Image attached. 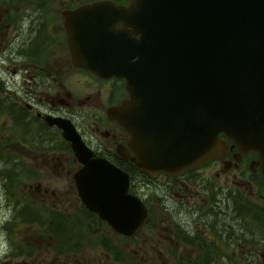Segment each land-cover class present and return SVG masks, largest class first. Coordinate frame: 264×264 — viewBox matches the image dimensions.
I'll use <instances>...</instances> for the list:
<instances>
[{"label": "water", "instance_id": "1", "mask_svg": "<svg viewBox=\"0 0 264 264\" xmlns=\"http://www.w3.org/2000/svg\"><path fill=\"white\" fill-rule=\"evenodd\" d=\"M66 27L78 66L127 82L129 98L109 115L130 135L136 167L175 176L236 147L258 155L264 177V0H97L73 9ZM48 121L80 163L86 208L137 234L149 208L129 174L94 156L71 121Z\"/></svg>", "mask_w": 264, "mask_h": 264}, {"label": "flooded vegetation", "instance_id": "2", "mask_svg": "<svg viewBox=\"0 0 264 264\" xmlns=\"http://www.w3.org/2000/svg\"><path fill=\"white\" fill-rule=\"evenodd\" d=\"M95 1L0 0V115L6 116L13 129L19 132L16 138L9 136L6 140L3 137L1 141L10 147L21 148L23 154L18 155L19 162L33 161L35 157L50 158L53 163L62 162L65 151H68L67 162L73 159L78 163L75 155H72L71 143L63 136V130L56 124H50L48 118L71 121L94 156L107 159L129 174L133 194L139 195L144 190L141 186L149 185L152 181L155 184L162 181V186L179 197H184L183 192H191L194 198L196 189L199 200L192 203L202 200L201 218L196 221L204 227L202 238L205 243L216 242L220 245L222 254L211 256L224 260L228 257V251L217 241L216 232L225 231L226 226L220 229L219 220L214 217L213 221L204 219L208 211L211 212L209 214L224 212L221 199L210 198L218 189L214 188L213 183V179L218 177L214 174L207 178L200 170L219 163L223 172L235 170L232 175L234 184L250 185L253 190L252 175L261 172L258 155L239 154L235 147L229 148L223 159L213 160L175 176L169 173L151 176L138 171L140 168L131 160L134 153L128 144L130 135L109 115L111 108L129 98L126 80L115 76L103 78L78 66L69 43L66 24L71 11ZM112 1L123 5L129 3V0ZM232 144L230 141L229 147ZM32 154L36 155L32 157ZM241 165L247 166V170ZM76 166L80 167L79 164ZM60 168L66 172V166ZM76 170L73 168V171ZM68 171L71 174V170ZM142 199L151 200V197ZM161 206L167 213L170 208L167 198L161 200ZM184 232L192 238L200 235L199 232ZM207 232L212 236L205 235ZM189 243L193 244V241ZM241 246L246 244L241 243ZM261 250L260 255L264 260V249ZM253 251L258 253L257 250ZM221 263L226 264L225 261Z\"/></svg>", "mask_w": 264, "mask_h": 264}, {"label": "rangeland", "instance_id": "3", "mask_svg": "<svg viewBox=\"0 0 264 264\" xmlns=\"http://www.w3.org/2000/svg\"><path fill=\"white\" fill-rule=\"evenodd\" d=\"M0 103L2 104V101ZM0 124L2 125L1 139L4 137L7 140L9 136L16 138V135L10 132L13 130V126L10 125L11 121L6 116L0 115ZM0 146L11 154L9 159L13 161H17L18 155L23 154L21 148L10 147L2 142ZM67 154L70 152L65 151V158L62 162L53 163L50 158L45 160L43 157H35L33 161L21 157L28 161L14 162L16 175H18V183L14 192L20 195L21 192L32 195L47 208L54 207L56 210H60L71 217H77V220L81 221L83 214H79L82 215L81 217L77 214L83 211L82 202L73 179L75 172L73 168L77 169L79 166L76 165L79 163L74 162L73 159L67 162ZM35 155L32 154V157ZM72 155L74 156L73 152ZM0 160L5 161L7 159ZM6 165V162L0 161V171L5 172ZM59 166H66V172H63L61 168L58 169ZM241 167L247 170V166L241 165ZM21 169L24 170L23 173H21ZM2 172H0V264H183V262L189 263L191 259L198 258V255L203 254L207 249L212 256L222 254L223 250L220 245L216 242L205 243L202 238L204 227L196 222L201 218L202 200L195 201V204L192 203L193 200H199L196 189H194V198L191 192H183L184 197H179L162 186V181H158L156 184L152 181L149 182V185L143 184L141 186L144 190L140 191L139 195H144L143 197L152 196L151 202L154 207L150 209L149 221L135 236H122L102 221L98 228H95L96 231L90 232L88 237L80 239L83 242L82 246L76 248L75 245L65 240L37 235L34 232L36 228L38 230L39 228L34 226V230L26 234L28 237L25 244H23L24 241L20 234L17 237V240L26 247V250L30 247L28 245H31L30 250H24L22 255H14L12 253L13 246L10 244L7 231L3 227L12 218L13 208L6 198L9 181L6 174ZM200 172L205 174L207 178L214 174L217 175L218 178L213 179V183L214 186L224 190L218 195L222 206L226 204L225 193L230 189L240 190L251 199L263 203L261 196L264 195V177L261 172L252 175L254 177L252 180L253 190L250 185L234 184L232 175L235 174V170L223 172L219 163L204 167ZM170 181L172 182V179ZM38 187L39 190H37ZM164 198H167L170 204L167 213L161 206V200ZM33 201L36 202V200ZM232 214L233 208L229 215ZM204 219L207 222L213 221V216L208 217L207 215ZM218 225L220 229L229 225L227 217L221 218ZM24 226L22 223L18 225L19 228ZM249 228H251L250 225ZM81 231H83L82 228L80 231L75 229L74 234ZM183 231H190L193 234L199 232L200 235L191 238L192 244L186 239ZM105 240L110 241L109 246ZM241 243L243 242L239 239H228L226 245L222 243L228 251V257L220 261H225L226 264H264L260 255L261 249L252 247L253 244L251 243L242 247ZM253 250H257L258 253ZM250 251L256 253L257 257H253Z\"/></svg>", "mask_w": 264, "mask_h": 264}, {"label": "trees", "instance_id": "4", "mask_svg": "<svg viewBox=\"0 0 264 264\" xmlns=\"http://www.w3.org/2000/svg\"><path fill=\"white\" fill-rule=\"evenodd\" d=\"M1 128L2 126L0 125V132H1ZM10 132L11 133L13 132L16 136L17 133H19L15 130V128ZM23 135L24 133L21 134L22 137ZM1 142L2 141L0 137V143ZM0 152H1L0 159L3 158L7 159L5 161L0 160L2 162H6L7 164L5 168V172L2 171L0 172L5 173L9 181L8 182L9 184L7 183L8 188L6 192V198L8 199V203H10L13 208L12 218L3 225V227L7 231L8 240L10 244L13 246L12 253L14 255L24 254V250H26V247L23 244L27 242V237H28L26 234L28 232L33 231L34 226L39 228V230L36 228L34 232L37 235L40 234L51 238L53 237L55 239L65 240L66 242L75 245L74 247L80 248L83 243L82 240L80 239L88 237L90 232L96 231L95 228H98L99 223L102 222V220L98 217V215L89 211L84 206V204H82L83 211L78 212L77 216L81 217L82 215L79 214L82 213L83 217L81 221H78L77 217H71L70 215H66L62 213L60 210L59 211L56 210L54 207L47 208V206H44L37 199L33 198L32 195L31 196L26 195L23 192H21L22 193L21 195L15 193L14 189L18 183L17 181L18 175H16V171H15L16 168L15 163H17V161H13L9 159V156L11 154L5 151V149H3L2 147L0 148ZM137 170L143 172L140 169ZM23 172L24 170L21 169V173ZM144 175L147 176L146 174ZM214 188H218V187H216L215 185ZM222 191H224L222 188L215 189L214 193L210 196V198L215 200L216 198H218V195ZM225 194H226L225 195L226 204L224 205L225 207L224 212L209 214L211 212L208 211L207 212L208 214H206V216L207 215L208 217L213 216L216 220L219 221H221V218L224 217H227L228 219L229 225L226 226V230L223 232L217 230L216 232V239L218 237L217 241L225 245V243H228V239L230 240L239 239L244 244L251 243L253 244L252 247H257L258 249H264V201L262 203L258 200H253L248 195H245L243 192H241L240 190L230 189ZM141 197L143 198L142 195ZM31 199L36 200V202ZM144 201L149 207L153 205L151 200L144 199ZM153 207L154 206H152L151 209ZM232 208H233V214L229 215ZM66 222L67 224H65ZM21 223L25 225L23 228L18 227V225H20ZM63 225H65V227L67 228L63 227ZM249 225L251 226L252 229L249 228ZM81 228L83 229V231H81L78 234H74L75 229L80 231ZM19 234L22 236V239L24 241L23 244L17 240ZM205 235L212 236L210 235L209 232H207ZM185 237L188 241H190L192 238L190 236H185ZM105 243H107L108 246L110 245V241L108 240H105ZM28 246L32 247L31 245ZM29 248L27 250H30ZM251 253L253 257L256 256V253H254L253 251H251ZM211 255L212 254L207 249L203 252V254L200 253L198 258L191 259L189 263L183 262V264H222L219 259L216 258L213 259Z\"/></svg>", "mask_w": 264, "mask_h": 264}, {"label": "bare ground", "instance_id": "5", "mask_svg": "<svg viewBox=\"0 0 264 264\" xmlns=\"http://www.w3.org/2000/svg\"><path fill=\"white\" fill-rule=\"evenodd\" d=\"M59 223H61V222H59ZM63 224V223H62ZM65 224H67V222L65 223ZM60 226V225H59ZM68 226V225H67ZM63 227H65V225H63ZM65 228H67V227H65ZM70 228V227H69ZM60 230V229H59ZM62 230V229H61ZM67 230V229H66ZM65 230V231H66ZM68 231V230H67ZM64 233V232H63ZM67 233H69V232H67Z\"/></svg>", "mask_w": 264, "mask_h": 264}]
</instances>
